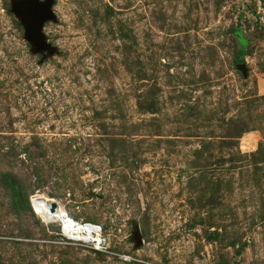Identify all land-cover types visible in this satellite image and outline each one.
<instances>
[{
    "label": "rangeland",
    "instance_id": "1",
    "mask_svg": "<svg viewBox=\"0 0 264 264\" xmlns=\"http://www.w3.org/2000/svg\"><path fill=\"white\" fill-rule=\"evenodd\" d=\"M52 8L43 57L0 0V264H264V0Z\"/></svg>",
    "mask_w": 264,
    "mask_h": 264
},
{
    "label": "water",
    "instance_id": "2",
    "mask_svg": "<svg viewBox=\"0 0 264 264\" xmlns=\"http://www.w3.org/2000/svg\"><path fill=\"white\" fill-rule=\"evenodd\" d=\"M54 0H10V10L19 20L24 30V38L30 43V51L39 53L43 57L53 54L56 48L52 46L43 32L44 23L48 20L54 21L56 16L53 10ZM243 76L247 75L245 64L237 65ZM56 207L51 203V209ZM133 241L135 246L142 244V238L137 227L133 231Z\"/></svg>",
    "mask_w": 264,
    "mask_h": 264
},
{
    "label": "built area",
    "instance_id": "3",
    "mask_svg": "<svg viewBox=\"0 0 264 264\" xmlns=\"http://www.w3.org/2000/svg\"><path fill=\"white\" fill-rule=\"evenodd\" d=\"M54 203L56 207L53 210L58 211L59 219L55 221V218H52L49 222L57 224L58 233L62 237L81 243L94 250H101L107 246L103 228L100 224L76 219L64 207L60 206L57 202ZM121 259L125 262H131L133 258L130 255H123Z\"/></svg>",
    "mask_w": 264,
    "mask_h": 264
},
{
    "label": "bare ground",
    "instance_id": "4",
    "mask_svg": "<svg viewBox=\"0 0 264 264\" xmlns=\"http://www.w3.org/2000/svg\"><path fill=\"white\" fill-rule=\"evenodd\" d=\"M55 202V200H48L45 197L39 198V200H35L34 203L36 205V210L40 215V218L44 221H51L52 218H55V221L59 219L58 211H54L51 209V203ZM35 210V207H33Z\"/></svg>",
    "mask_w": 264,
    "mask_h": 264
}]
</instances>
